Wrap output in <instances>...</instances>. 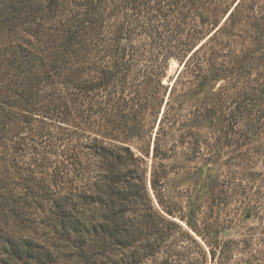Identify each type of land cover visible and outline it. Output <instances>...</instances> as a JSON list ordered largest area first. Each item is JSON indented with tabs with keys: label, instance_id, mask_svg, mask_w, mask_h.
I'll use <instances>...</instances> for the list:
<instances>
[{
	"label": "rangeland",
	"instance_id": "374dc122",
	"mask_svg": "<svg viewBox=\"0 0 264 264\" xmlns=\"http://www.w3.org/2000/svg\"><path fill=\"white\" fill-rule=\"evenodd\" d=\"M36 3L40 10L22 12L16 32L0 30L2 112L13 139L0 142V184L10 199L26 196L37 223L24 231L12 220L1 225L52 241L40 223L50 204L27 173L64 170L53 189L81 190L89 173L75 176L70 157L94 169L82 150L99 140L132 151L134 182L181 225L158 261L116 249L101 264H264V0ZM58 27L79 29L67 50L54 49ZM18 40L43 51L31 104L16 93L18 70L7 60ZM69 258L61 250L58 264H82Z\"/></svg>",
	"mask_w": 264,
	"mask_h": 264
},
{
	"label": "trees",
	"instance_id": "16d2710c",
	"mask_svg": "<svg viewBox=\"0 0 264 264\" xmlns=\"http://www.w3.org/2000/svg\"><path fill=\"white\" fill-rule=\"evenodd\" d=\"M7 2L10 4L3 2L6 4L4 9L0 7V30L5 29L8 33L16 32L21 27L18 20L22 12L27 11L25 13L29 18L33 11L35 14L40 10L36 0ZM51 5L52 3L48 7ZM78 31L79 29L72 27L56 28L57 38L61 37L62 41L58 43L57 40L54 49H60L62 43L65 50L69 49ZM35 32L38 31H34V36ZM41 52L43 51L25 45L23 40H18L7 53L9 65L18 70L19 78L15 79L14 88L25 104H31V98L40 91L36 83L38 74L33 68L37 59L42 60ZM25 63L29 67L21 69ZM3 103L6 102L0 95V142H7L13 140L8 136L11 131L9 120L12 118L8 119V115L2 112L5 109ZM84 148V156L90 164L93 163L94 169L91 168L86 173L84 169L89 168V165L85 166V161L77 154L70 157L75 164L72 171L75 176L84 177L89 173L85 177L89 181H86L81 190L76 188L75 191L61 193L53 189L57 179L64 177V170L46 172L47 178L44 176L45 171L40 178L36 177L33 169L27 173V177L43 188V198L50 204L48 210L42 211L45 216L40 219V223L53 230L52 241L44 243L33 235H11L7 230L9 226L1 225L4 219L12 220L14 225L24 231L32 228L37 220L33 218L29 207L23 206L25 201L22 200L28 201L26 196L10 199L8 187L0 184V242L5 253L0 264H58L61 250L69 253V260L82 264H101V259L108 257L116 249H132V257L138 262H142L143 257H152L158 261L159 253L169 252L163 245L172 237L175 231L173 226L181 228V225L163 215L153 205L144 182L141 181V185L134 182L130 159L135 160L136 157L132 151L123 146L110 147L99 140H92ZM92 171L94 175L91 176ZM159 182L155 177L152 179L154 189L157 190ZM28 197L32 198L30 195ZM157 197L160 199V195ZM165 211L173 215L170 209Z\"/></svg>",
	"mask_w": 264,
	"mask_h": 264
}]
</instances>
